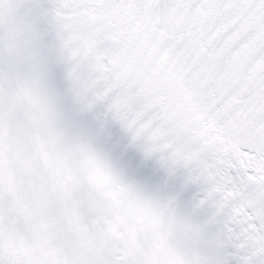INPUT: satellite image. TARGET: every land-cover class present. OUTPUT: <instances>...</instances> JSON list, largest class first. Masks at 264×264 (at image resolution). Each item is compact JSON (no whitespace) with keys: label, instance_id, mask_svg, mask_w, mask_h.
I'll return each instance as SVG.
<instances>
[{"label":"snow or ice","instance_id":"1","mask_svg":"<svg viewBox=\"0 0 264 264\" xmlns=\"http://www.w3.org/2000/svg\"><path fill=\"white\" fill-rule=\"evenodd\" d=\"M0 264H264V0H0Z\"/></svg>","mask_w":264,"mask_h":264}]
</instances>
